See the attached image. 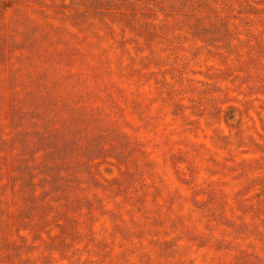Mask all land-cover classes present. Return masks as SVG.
<instances>
[{"label":"rangeland","instance_id":"374dc122","mask_svg":"<svg viewBox=\"0 0 264 264\" xmlns=\"http://www.w3.org/2000/svg\"><path fill=\"white\" fill-rule=\"evenodd\" d=\"M0 264H264V0H0Z\"/></svg>","mask_w":264,"mask_h":264}]
</instances>
